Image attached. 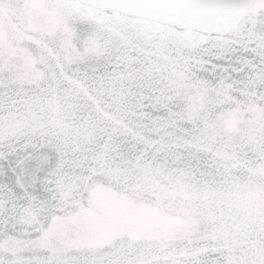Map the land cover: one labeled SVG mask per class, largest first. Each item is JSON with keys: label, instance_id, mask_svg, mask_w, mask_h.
<instances>
[{"label": "snow or ice", "instance_id": "snow-or-ice-1", "mask_svg": "<svg viewBox=\"0 0 264 264\" xmlns=\"http://www.w3.org/2000/svg\"><path fill=\"white\" fill-rule=\"evenodd\" d=\"M0 264H264V0H0Z\"/></svg>", "mask_w": 264, "mask_h": 264}]
</instances>
